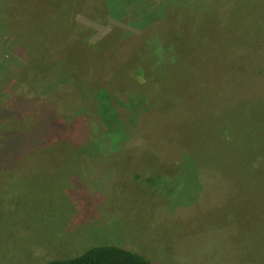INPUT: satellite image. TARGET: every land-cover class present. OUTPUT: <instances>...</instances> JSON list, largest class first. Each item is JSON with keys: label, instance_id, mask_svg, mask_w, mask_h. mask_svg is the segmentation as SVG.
I'll return each instance as SVG.
<instances>
[{"label": "rangeland", "instance_id": "374dc122", "mask_svg": "<svg viewBox=\"0 0 264 264\" xmlns=\"http://www.w3.org/2000/svg\"><path fill=\"white\" fill-rule=\"evenodd\" d=\"M170 2L0 0V102L24 115L0 130L62 125L37 130L43 151L9 136L22 159L0 167V264L95 245L264 264V176L241 149L264 142V0Z\"/></svg>", "mask_w": 264, "mask_h": 264}, {"label": "trees", "instance_id": "16d2710c", "mask_svg": "<svg viewBox=\"0 0 264 264\" xmlns=\"http://www.w3.org/2000/svg\"><path fill=\"white\" fill-rule=\"evenodd\" d=\"M151 0H146V3L150 2ZM169 2H173V0H168ZM162 2V1H161ZM170 2V4H172ZM30 22V20H29ZM28 22V23H29ZM4 25L3 28H5V26L7 27V24L2 23ZM91 31H88L84 34V37H88V34ZM94 32V31H93ZM83 35V32H82ZM160 45V44H159ZM159 45L154 49V52L158 49ZM54 64L48 65V66H52L53 67ZM228 68V66H226ZM104 75V74H102ZM157 75H152L151 78L155 77ZM158 77V76H157ZM260 77V75L258 74L257 76H255V78H253L254 80H258V78ZM159 78V77H158ZM160 79V78H159ZM161 80V79H160ZM232 81V80H231ZM106 83L105 82H101V85L97 87V92L98 93V98L102 99L104 97H107V89H106ZM101 89V90H100ZM28 93V91L26 92ZM31 95L33 97H36L37 99V93L36 92H31ZM39 99V98H38ZM25 101V96H23L21 98V100L19 101V107L23 104V102ZM38 104L41 103L40 101H38ZM48 103V102H47ZM246 105H250L247 101H244L242 106H246ZM37 108V107H35ZM9 109H12V107H4V105H1L0 102V115H8V116H14L16 115L17 117H21L24 115H20V113L13 108V111H9ZM22 111V110H21ZM30 111V110H29ZM7 117V116H5ZM243 118V123L241 124L242 126H245L247 124L246 122V117L242 116ZM64 122V121H63ZM60 123V124H65V123ZM57 123L55 122V120L50 121L47 125L41 127V126H36L34 127L33 124H31L30 128L27 131L24 132H16L14 130H0V160L3 163H0V167L1 168H5V169H10L13 167H16V165L19 166V162L22 159V154L19 155L18 153H20L21 149L20 147L16 144L13 143V147L11 145H8L7 141H10V135L13 134V138L15 137H22V138H26L27 140H23V139H19L18 141H23L26 145H28V147L25 149V151L27 150L28 153L30 152V143L31 144H35L33 145V149L37 150L38 146L40 147L39 150L43 151L41 148L43 147L41 144V142H39L37 140L38 134H37V130L39 128H41L42 133L45 134H52L53 132H58L59 127L62 128L61 126H56ZM2 128V124H0V129ZM250 128V127H249ZM253 130H255V127H251ZM33 130V131H32ZM29 132H32L30 134H28ZM62 133V131H61ZM60 133V134H61ZM58 136V135H57ZM227 136H233V133L229 132L227 134ZM238 137V139H240V134L236 135ZM58 144H55V146L52 148L53 151L58 149ZM10 147H12L13 152H11V154L9 153L10 151ZM45 148V147H44ZM241 149L245 152V154H251L253 157L251 161H249L252 164V167H254L255 172L262 175V177L264 176V142L259 141V140H254V141H250V143H245L241 146ZM45 150V149H44ZM6 152V154H5ZM22 152V151H21ZM248 159V158H247ZM19 160V162H18ZM244 160V159H242ZM249 160V159H248ZM242 164H238V166L241 167ZM262 182L264 183V179ZM45 264H154L151 260H149L148 258H146L145 256L136 253L128 248H124L121 246H117V245H95L90 247L89 249L85 250L83 253L67 258V259H53L50 260L48 262H46Z\"/></svg>", "mask_w": 264, "mask_h": 264}]
</instances>
